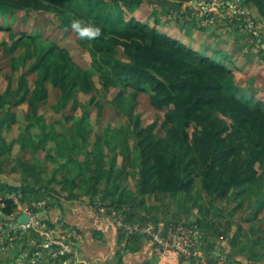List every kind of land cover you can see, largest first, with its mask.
I'll return each instance as SVG.
<instances>
[{
	"label": "trees",
	"instance_id": "16d2710c",
	"mask_svg": "<svg viewBox=\"0 0 264 264\" xmlns=\"http://www.w3.org/2000/svg\"><path fill=\"white\" fill-rule=\"evenodd\" d=\"M145 1L0 0V11L3 12L30 9L59 11L63 29H71L74 19L91 21L101 27L99 38L83 41L87 44L102 89L107 93L112 88H119L117 104L124 106L130 120H134L133 128H128L122 143L127 154L128 134L136 139L134 150L140 159L137 191L128 193L129 187L121 175L113 183L116 162L113 159L108 165L100 136H97L91 149H87L88 138L81 131L77 133L78 137L59 134V156L65 164H69L82 154V148L87 149L83 159L77 162L79 173L85 179L75 177L65 182L69 181L71 188L82 183L84 196L81 198L85 197L96 207L101 202L110 210L124 213L131 223L144 218L136 219L133 212L125 210L126 203L144 202L145 196L154 193L175 196L187 193L196 178H201L207 193L219 199H225L234 189L264 179V99L252 105L237 94L223 90V82L232 75V71L217 58L218 47L201 48L183 42L179 36L161 32L151 22L136 17L124 20L125 13L134 15ZM70 3H74L75 7L72 8ZM110 3L121 9L119 18L114 19V14L105 13ZM242 3L254 4L264 17V0H243ZM187 9L192 10L193 7ZM155 23H160L159 18ZM22 36L29 35L22 33ZM120 48L124 58L119 57ZM32 70L37 72L39 84L51 82L66 95L69 88L80 86L88 93L91 90V73L79 68L71 60L69 52L55 43L42 46ZM140 92L149 93L155 108L166 109L165 138L152 134L151 127H140L139 116H135ZM4 117L15 121L9 109L0 116V122ZM78 138H83L82 145ZM45 145V139H41L33 148L39 151ZM257 164H260L262 173ZM40 180L34 183L21 181L20 186L13 187L0 179V201L6 204L1 209L6 217L0 215V222H11L7 217L13 216L16 211L14 201L9 198L14 190H19L23 201L49 198L52 202L48 185ZM39 183L41 185H36ZM198 223L201 224V221ZM52 227L50 222L48 230L53 233ZM76 230L82 233L80 229ZM18 237L22 247L19 251L14 249L15 256L18 259L22 255L26 264H31L29 260L37 244L42 243V237L33 230L18 232ZM32 240L36 243H31ZM69 258L65 255L48 257L39 264H65ZM69 264L79 263L73 260Z\"/></svg>",
	"mask_w": 264,
	"mask_h": 264
},
{
	"label": "rangeland",
	"instance_id": "374dc122",
	"mask_svg": "<svg viewBox=\"0 0 264 264\" xmlns=\"http://www.w3.org/2000/svg\"><path fill=\"white\" fill-rule=\"evenodd\" d=\"M169 1L176 3L177 0ZM204 1L200 0L201 3ZM233 1L232 5L238 4L248 13L246 19L225 18L226 14H233L229 7L215 14L216 20L209 22L206 18L195 16V10H189L188 7L184 10L186 15L179 16L175 6L168 13L157 5L143 4L134 15L125 13L124 20L136 17L138 20L151 22L161 32H167L173 37L179 36L183 42L201 48L218 47L220 53H217V58L232 71V75L223 82V90L229 94H237L243 101L254 105L257 100L264 99V17L254 4L244 5L243 0ZM70 6L74 8L75 4L70 3ZM120 10L110 3L105 13H112L114 19H117L121 15ZM188 11L192 13L189 14ZM157 18L160 20L159 24L155 23ZM61 23L59 11H0V116L9 109L15 120L12 122L11 117L8 120L4 117L0 122V179L25 183L41 179V182L48 185V193L51 194V203L46 198L48 209L57 205L58 197L79 199L84 196L82 183L71 188V183H66L65 180L72 181L75 177L85 179L79 173L77 162L83 159L87 149H91L97 136L101 137L108 165L115 159L113 183L121 175L129 187L128 193H133L137 191L140 170V159L134 150L135 137L128 134L127 154L122 143L128 128H133L134 120H130L124 106L117 104L120 89L112 88L107 93L102 89L87 44L71 29H63ZM22 33L29 36H22ZM50 43L66 49L79 68L91 73L89 93L79 86L69 88L66 95L51 82L38 83V74L32 67L42 46ZM119 57L124 58L122 48L119 49ZM165 111L166 109H157L151 104L149 93L138 94L135 116H139L140 127H151V133L161 138L167 136ZM79 131L88 138V148H82V154L65 164L59 156L58 135L77 136ZM41 139H45V148L35 151L33 145ZM78 140L82 145L83 138ZM257 168L262 173L260 164H257ZM18 191L14 190L10 196L20 202L41 200L31 198L23 201ZM157 194L161 196L155 199L152 197L154 194H149L148 202H153V205H157V202L158 206L165 207L174 204L179 208V219L172 220L194 226L192 214L195 217V214L200 215L213 206L217 213L222 207L227 208L229 213L234 211L235 216H238L236 219L249 225L253 235H259L264 227V179L261 178L232 190L225 199L215 198L207 193L203 189L201 178H196L189 192L181 193L176 198L168 193ZM257 200H260L258 205ZM185 207L190 209L189 216L184 215ZM250 210H256V213L249 215ZM4 241L5 238L3 241L0 238V264H16L21 258L17 259L14 253V249L19 251L22 247L18 242L19 237L2 245ZM73 260L75 261V257H70L66 264Z\"/></svg>",
	"mask_w": 264,
	"mask_h": 264
},
{
	"label": "crops",
	"instance_id": "0c3cea01",
	"mask_svg": "<svg viewBox=\"0 0 264 264\" xmlns=\"http://www.w3.org/2000/svg\"><path fill=\"white\" fill-rule=\"evenodd\" d=\"M184 2V0H177L176 3L169 0H146L144 4L157 5L162 10L166 8L172 10L175 6L178 13ZM182 11V15H186L187 12ZM262 61L264 62V59ZM2 180L13 187L21 184L5 178ZM159 196L161 194L154 193L152 197L155 199ZM172 196L176 198L175 195ZM58 201L57 205L50 209L38 212L37 218L47 229L51 222L53 233L58 236L66 235L77 228L82 231L84 241L79 243L80 247H77L79 264H198L195 261L185 260L177 252H170L165 257L160 255L148 237L120 231L115 226L113 217L99 213L98 207L92 205L85 197L79 199L58 197ZM259 203L260 200H257L256 204ZM156 204L148 202L147 195L144 202L137 200L132 205L128 202L124 205V209L133 212L136 219L144 218L139 221L161 222L179 219V208L174 204H171V207L161 204L162 207L158 206L157 202ZM215 209L216 207L211 208L210 211L206 209L200 215L195 214V217L192 214L194 211L190 213L191 220L195 222L200 251L212 264L220 256H225L228 264H264V227L259 235H253L249 225H244L241 220L236 219L238 216H235L234 211L229 213L227 208L222 207L217 213ZM183 211H185L184 215L189 216V208L185 207ZM253 213H256V210L249 211V215ZM198 221H201V224ZM155 257L156 261H154Z\"/></svg>",
	"mask_w": 264,
	"mask_h": 264
},
{
	"label": "built area",
	"instance_id": "2783aa9c",
	"mask_svg": "<svg viewBox=\"0 0 264 264\" xmlns=\"http://www.w3.org/2000/svg\"><path fill=\"white\" fill-rule=\"evenodd\" d=\"M232 1L205 0L202 3L200 1H185L182 7L183 10L187 7H193L195 16L206 18L209 22L216 20L217 16L215 14L219 11L223 12L226 7L232 9L233 14H226L225 18H233L235 20L237 17H244L246 19L248 13L238 4L232 5ZM9 198L14 201L17 207V212L14 213L13 217L17 219L20 215L26 214L30 217V221L27 224H19L17 228L12 222H0V238H2V241L5 238L2 245L18 238V232L26 233L33 230L42 237L43 241L37 244L36 250L29 260L31 264H39L48 257H57L59 255L75 257V261L79 262L77 244L84 241V235L73 229L66 235L58 236L45 228L37 218L38 212L48 209L47 199L20 202L12 196H9ZM5 206V202L0 201V212ZM59 211L61 210L59 209ZM98 211L103 215L113 217V222L120 231L148 237L154 244L156 251L164 257L170 252H177L187 261H195L198 264H212L210 259L200 251L196 239V229L192 225L176 220L169 222L137 221L131 223L124 213L110 210L101 202L98 205ZM31 243L35 244L36 241L32 240ZM16 264H26L24 256H21ZM214 264H228V262L225 256H220Z\"/></svg>",
	"mask_w": 264,
	"mask_h": 264
},
{
	"label": "clouds",
	"instance_id": "9594fccd",
	"mask_svg": "<svg viewBox=\"0 0 264 264\" xmlns=\"http://www.w3.org/2000/svg\"><path fill=\"white\" fill-rule=\"evenodd\" d=\"M70 28L81 40L92 41L102 34L101 27L91 21L74 19L70 24Z\"/></svg>",
	"mask_w": 264,
	"mask_h": 264
},
{
	"label": "water",
	"instance_id": "95a60500",
	"mask_svg": "<svg viewBox=\"0 0 264 264\" xmlns=\"http://www.w3.org/2000/svg\"><path fill=\"white\" fill-rule=\"evenodd\" d=\"M0 215H3L4 217H6L2 212H0ZM7 218L12 223H14V225L16 226V228H17V226L19 224H27L30 221V217L28 215H26V214L20 215L17 219L15 217H13V216H10V217H7ZM80 246H81V244L78 243L77 244V247H80ZM156 260H157V258L155 257L154 261H156Z\"/></svg>",
	"mask_w": 264,
	"mask_h": 264
}]
</instances>
